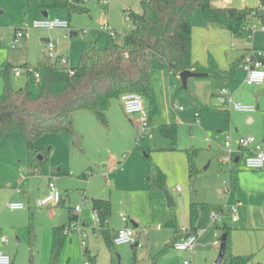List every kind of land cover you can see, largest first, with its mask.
<instances>
[{
	"label": "rangeland",
	"instance_id": "rangeland-1",
	"mask_svg": "<svg viewBox=\"0 0 264 264\" xmlns=\"http://www.w3.org/2000/svg\"><path fill=\"white\" fill-rule=\"evenodd\" d=\"M101 1L85 0L83 7L86 11L67 19L73 27L71 31L76 35L69 36V32H65L66 40L57 45L67 58L76 59L73 67L79 65L87 52L106 46L109 34L101 28L104 23L115 30L113 40L121 43L123 35L131 29L124 11L141 13L140 0H105V5ZM246 3L249 7L264 11L260 0H246ZM29 10L25 0H0V64L4 60L17 61L19 57L21 62V59L30 56L27 61L33 65L34 53L38 44L41 46L40 39L52 37L53 40L58 35L55 30L31 29L29 52L21 43L24 39L17 42L16 49H11L13 33L25 28L31 21H28ZM197 14L203 20L201 11L195 10L192 14L193 27L200 22L196 23ZM248 25L255 27L253 32L242 30L240 34H233L222 27L234 36L228 41L211 35L204 37L200 47H197L200 38L196 37L195 55L202 64L205 63L206 71L211 74L209 77L188 79L186 89L182 88L178 77L166 70H157L153 74L152 89L157 110L150 119L147 135H140V116H125L119 100L114 99L107 111L106 128L99 127L87 113H79L83 116L84 128V133L79 132L84 136L82 154L70 150L69 142L62 133L40 137L36 146L47 153L39 173H34L28 167L20 133L15 131L7 138L0 139L2 190L8 187L27 192L34 202L52 182L62 197V202L53 207L29 208L32 203L27 199H22L26 207L20 211H10L0 206V240L2 237L6 239L0 248L11 257L12 264H28L30 259L36 264H47L50 260L52 228L75 223V220L69 221L68 214V209L73 211L75 207L82 209L77 222L82 225L83 221H87V226L83 228L86 246H81L79 234L73 230L64 237L58 264H83L87 261L82 257L86 248L91 256H95L97 264H182L184 260L201 264L216 260L218 249L212 246V242L220 241L222 226L230 227L232 235L237 227H241L239 223L243 218L236 199L230 198L232 192L236 194V190L229 188V172L236 171L238 187L245 190L247 198L256 200L259 193L264 194V171L246 169L244 157L240 156L239 161L235 162L236 155L229 156L224 147L226 137H229L232 145L237 146L238 136L247 134L244 130L253 127L246 122L249 116L229 105L220 104L217 98L223 88L235 102L255 106L257 110L252 116L264 111V83L245 86V73L239 67L242 57L234 56L237 49L247 55L255 49V45L260 46L258 51L264 52V25L257 18H252ZM192 40L191 37V45ZM20 69L23 73V69ZM202 72L200 70L198 73ZM22 73L17 77L10 76L14 89L24 86L25 76ZM215 73L223 78H218ZM1 87L0 77V93ZM256 91L261 93L257 94ZM142 105L143 112L148 116L144 99ZM163 126L176 128L174 141L163 135ZM185 150H207L196 164L198 173L194 187L189 178ZM146 155L164 173L165 190L173 198V208L167 207L163 191L147 189L143 181L148 168ZM87 170L93 173L87 175ZM85 172L86 176L81 177ZM177 187L181 188V192H177ZM16 195L13 199H18ZM96 199L110 202L108 227L111 241L121 227V214L133 222L138 242L135 250L131 249L133 245L108 249L103 238L93 232L92 229L97 228L99 223L93 224L89 216L93 211L92 200ZM191 199L198 204L204 203L198 205L196 221L200 225L196 231L202 230L203 234L192 252L187 253L175 250L170 244L178 237L176 229L184 227L190 230L188 214ZM232 207L236 209L235 214L230 211ZM248 207L254 206L250 204ZM261 208L264 218V200ZM30 212L34 215L32 222L29 221ZM211 213L221 216V222L212 224L209 220ZM233 217L240 222H232ZM171 223L176 227H172ZM215 225L218 227L215 228ZM249 225L253 227L249 230L243 228L244 233L258 234L252 221ZM260 234L264 240V231H260ZM230 244L232 248L231 237ZM262 248L264 252V244L259 249Z\"/></svg>",
	"mask_w": 264,
	"mask_h": 264
},
{
	"label": "trees",
	"instance_id": "trees-1",
	"mask_svg": "<svg viewBox=\"0 0 264 264\" xmlns=\"http://www.w3.org/2000/svg\"><path fill=\"white\" fill-rule=\"evenodd\" d=\"M84 2L25 0L29 9L57 10L65 12L68 18L73 14L84 13ZM260 4L264 7V0H260ZM140 6L141 13L124 11L131 29L123 35L121 43L108 37L103 49L87 52L75 68L62 64L59 57L56 60L47 57L38 59L34 68L28 65L20 67L26 71L25 84L20 89H14L10 83L14 67H0V139L7 138L15 131L20 133L25 144L28 167L34 173L41 171L46 160L47 152L36 146L37 140L44 134L62 133L73 153H83L84 137L77 131L74 120V114L78 111L90 114L100 127L106 128V113L111 101H120L122 95L135 93L147 103L150 124L157 110L152 89L153 74L157 70H166L170 75H179L190 70L192 14L195 10L201 11L205 22L221 25L233 34H240L252 18L259 19L264 25V12L257 8H215L211 0H140ZM70 70L73 71L72 75ZM35 73L38 77L34 76ZM161 131L163 135L175 140L174 126H163ZM185 153L189 178L194 180L198 173L196 159L199 151L185 150ZM146 158L148 168L143 180L147 189L163 191L164 173L151 161L149 155ZM87 172L81 177H85ZM92 173L89 170L87 175ZM235 183L236 173L231 172L232 186ZM110 207L107 200L92 201V209L97 211L99 217L98 227L92 230L103 238L108 249L113 246L108 228ZM68 214L69 221L77 220V215L71 209H68ZM33 217L30 212V222ZM197 218L198 206L191 202L189 224L192 229ZM170 225L175 228V224ZM66 226L52 228L50 260L47 264H58V256L66 237L63 233ZM222 235H225L222 264H246L244 258L230 254L231 228L222 226ZM82 257L87 258L83 264H97L95 256H91L87 248ZM28 264L36 263L30 259Z\"/></svg>",
	"mask_w": 264,
	"mask_h": 264
},
{
	"label": "crops",
	"instance_id": "crops-1",
	"mask_svg": "<svg viewBox=\"0 0 264 264\" xmlns=\"http://www.w3.org/2000/svg\"><path fill=\"white\" fill-rule=\"evenodd\" d=\"M211 4L215 8H235V9H238V10L245 9V8H252V7H249L247 5L246 0H211ZM44 13H47L50 18H52V17H58V18H61V19H66V20L69 19L67 17V15H66L65 12H61V11H57V10L40 11V10H37V9H30L28 11V21L31 20L30 21V23H31L34 20L42 19V18H44V16H43ZM196 17H197L196 18V23L198 24V22L199 21L200 22H199V25H197L196 27H193V23H192L191 37H192L193 40H192V45H191V66H190V70L193 71V72H200V70H202L203 71L202 73L207 74L206 77H209L211 73H208L206 71L208 69L205 66V63L202 64L203 62L201 61V59H199L197 57V55H195L196 53L194 52L195 47H196L195 46L196 45L195 44L196 43V37H199L200 38V40L199 39L197 40V47H198V45L200 47V43H201L200 41L204 37L206 38V37H209V36L213 35L215 37H218L219 36L221 38H224V40H227L228 41V40H232L234 36L232 34H229L227 32V30L222 29L223 26L217 25V24H210V23L205 22L204 20H200V15L199 14H197ZM202 19H203V16H202ZM30 23H29V25H30ZM69 24H70V22H69ZM29 25H27V26H29ZM69 26H70V31H65V30H61V29H54L55 30V33H58V35L56 37H53V40L51 39L52 37L51 38H41L40 39L41 46L38 44V48L36 49V51L34 53V55H35L34 62L35 63L33 65H32V63H30V61H27V59L30 58V56H28V58H26V59H21L22 60L21 62H19L20 61L19 60L20 57H19V59L17 61L4 60L0 64V67L3 66V65H9V66H12L14 68H16V67L19 68V67H21L23 65H28L30 68H34V66H36V63H37L38 59H41V58L46 57L45 56V44L48 41H51L55 45L57 57H64L66 59V61H67V66L70 67V68H75L72 65L76 64V59H72V58L69 59V58H67L65 56L63 50L60 49L58 47V45H57L58 42H62L63 40H66L67 34L65 32H69V36L71 34H74L72 36H75L76 35L75 32L71 31L73 29V27H71V24ZM14 32H15V30H14ZM14 34L15 33H13V35H12L13 37H14ZM13 37H12V39H13ZM203 41H204V39H203ZM21 43H22V45H24L26 47V50L29 52L30 45L32 43L31 40H30V37L22 40ZM236 48H238V47H236ZM259 48H260L259 45L258 46L255 45V49L254 50H258ZM238 53H239V55H237ZM244 55L245 54L240 53V51H238V49H237V51H236V53H235L234 56H236L237 58H239V57H243ZM22 74L25 76V80H26V71H25V69H23V73ZM215 74H216V76L218 78H223V76H219L217 73H215ZM175 76L178 77V75H175ZM15 77H17V76H15ZM10 83H11V81H10ZM248 87H251V86H248ZM1 91H2V87H1ZM256 93L257 94H260L261 92L260 91H256ZM120 107H121V103H120ZM121 109H122V107H121ZM178 110L181 111L182 108H179ZM256 110H257V108H256ZM82 112L83 111L76 112L74 114V120H75V127H76L77 131L78 132H81V133H84V128L82 127V119H83V116L81 114H79V113H82ZM254 113L247 114L249 117H247V119H246V122L248 124H251V126L253 125V127L244 130V132L247 133V134H245L243 136H238V138H240V137H246V136H253L256 139V141L261 145V148L264 150V111H263V113L257 114L255 117L252 116ZM88 115L91 117V119L93 121H95V119L90 114H88ZM106 115H107V113H106ZM198 151H199V155H198V157L196 159V164L200 160L201 154L207 153V150H206V152L204 150H198ZM220 153H225V152H220ZM227 153H228V151H227ZM228 154H229V156L230 155L231 156L236 155L235 162H238L239 161L240 156L244 157V166H245V159L249 155V152L246 151V150H241L238 147V145L237 146H234V145L231 144V146H230V152ZM103 167H105V166H103ZM259 171H264V169L263 170H259ZM231 172H235L236 173V171L231 170L229 172V181H230L229 188L236 190V194L234 192H232V194L233 193L234 194L233 195L231 194L230 195V198L236 199V204L238 205L239 210L242 212L243 218H242V222L239 223V226H241V227H237L236 231L231 235L232 248H230V254L232 256H235V257H242V258H244L246 260V264H264V252H263V248L261 250L259 249L264 244L263 243L264 240H262L263 238H261V234H260V231H262V230L264 231V218H263V214H262L263 211H262V208H261L262 207V202L264 200V194L263 193H259L258 196H257V198H256V200H252L250 198H247L248 195H246L245 190H243L242 187L241 188L238 187L237 174H236V183L233 184V186H232V184H231ZM144 177H143V179H144ZM192 181H193L192 183H194L193 184V187H194L195 186V182H196V178L194 180H192ZM177 188H179L180 190H178ZM177 188H176L177 192H181V188L180 187H177ZM7 189H9V190H7ZM17 191H18V189L11 190L8 187H6V190H4V189L2 190L1 187H0V206L3 205L5 207L6 202H8V201H20V202H23L22 199H27V200H31V203H32V206L28 205V206H30L29 208H32V207L36 208L35 207V201L40 196H42L45 193V192H42L41 195L38 196L37 199L33 202L32 199H30L31 194H28L27 192H23V191H20L19 193H17ZM16 194L18 195V199H13V196H15ZM191 202L197 204V206L199 204H204V203H200V202L198 204V202L192 201V199H191ZM250 204H252L254 207H252V208L248 207V206H250ZM255 208L258 209L259 212H256ZM73 211H74V209H73ZM81 211H82V209H81ZM77 217H78V215H77ZM127 219H128V225L131 224L130 226L135 229V226H134L133 222L130 221L128 217H127ZM89 220H90V216H89ZM251 221L255 225L254 228L257 231H259L258 234L252 235V234H249V233H244L245 231H243V228H246V230H249L251 227H253V225H249V223H251ZM188 222H189V214H188ZM232 222H234V221H232ZM236 222L238 223L240 221L239 220H236L234 223H236ZM84 223H86V226H87V221L86 220L83 221L82 225ZM198 226H200V225H198L197 223H195L193 229L190 226V230H187L184 227H182L181 230L176 229V230H178V234H177L178 237L175 238L174 240H179L182 237H186L190 233H194L197 230ZM121 227H123L122 222H121ZM217 227H218V225H216L215 228H217ZM135 234H136V229H135ZM246 240H248V241H246ZM214 241H216V240H214ZM213 242H212V246L214 248L218 249L219 246H214L213 245ZM1 244H2V242L0 240V246H1ZM3 244L1 246V248L4 246ZM1 248H0V250H2ZM245 256H247V257H245ZM185 261H189L190 264H192L191 263L192 262L191 260H184L182 264H184ZM214 262L215 261H210V262H204V263H201V264H214Z\"/></svg>",
	"mask_w": 264,
	"mask_h": 264
},
{
	"label": "built area",
	"instance_id": "built-area-1",
	"mask_svg": "<svg viewBox=\"0 0 264 264\" xmlns=\"http://www.w3.org/2000/svg\"><path fill=\"white\" fill-rule=\"evenodd\" d=\"M102 2V1H101ZM104 5L106 3L105 0L102 2ZM102 29L106 30L109 34V37L114 39L116 32L113 28H111L107 23H104L101 26ZM31 29H38V30H54V29H61L65 31H70L69 22L66 19H61L58 17L52 18H42L39 20H34L30 23L29 26L22 28L19 31H16L13 37L12 42L10 43V48H16V44L21 39H26L29 37V31ZM255 29L254 26L250 27L245 26L243 30L252 31ZM45 56L50 60H56L58 57L56 55V48L53 42L48 41L45 44ZM62 64L67 65V61L64 57H59ZM264 52L258 50H250L247 55H244L241 59L239 67L245 73L244 84L246 86H259L262 85L264 82ZM21 69L16 67L12 69V74L14 76H19L21 74ZM70 75L73 74V71H69ZM35 77H38V74H34ZM218 100L219 103L222 105H229L235 111L252 114L256 112V107L253 105H245L239 102H235L234 99L231 97L230 93L225 90L221 89L218 92ZM121 107L123 113L127 117H131L133 115H139L140 119V135H147L149 122L148 116L143 112V98L135 93H127L121 96L120 98ZM231 142L229 137H226L224 142V147L230 152ZM238 147L241 150H246L249 152V155L245 159V167L248 170L259 171L264 169V150L261 148V145L256 141L253 136H246L240 137L238 139ZM180 190L179 188H177ZM19 193V190L17 191ZM62 200L61 194L57 190L56 186L50 182L47 186L46 192L40 196L35 201L36 208H43V207H53L58 205ZM5 207L10 211H20L25 209V205L23 202L20 201H8L6 202ZM232 214L236 213V209L232 207L230 209ZM81 208L75 207L73 213L75 215L80 214ZM90 220L93 224L99 223V217L97 211L93 210L90 215ZM209 220L212 224H218L221 222V216L211 213L209 216ZM237 218L233 217L232 221H236ZM120 221L123 224L117 231L116 237L112 240L113 246H122V245H134L138 244L135 238V229L128 225V219L125 215H120ZM216 226V225H215ZM84 226L81 225L79 222L70 223L68 224L64 230V235H69L72 233L73 230H76L80 237V244L81 246H86V235L84 233ZM203 231H196L194 233H190L188 237H182L179 240H176L172 243V248L177 251L191 253L194 246L197 244V240L202 235ZM2 243H6L5 238H1ZM220 241L216 240L213 242L214 246H219ZM0 264H12L11 257L4 253V251L0 250ZM85 264H88L87 262ZM184 264H190L189 261H185Z\"/></svg>",
	"mask_w": 264,
	"mask_h": 264
},
{
	"label": "water",
	"instance_id": "water-1",
	"mask_svg": "<svg viewBox=\"0 0 264 264\" xmlns=\"http://www.w3.org/2000/svg\"><path fill=\"white\" fill-rule=\"evenodd\" d=\"M43 16H44V18H49V15L47 13H44ZM72 35H74V34H71L70 36H72ZM206 76H207V74L193 72L191 70L183 71V72L179 73V75H178L183 89H186L188 79H190V78H204ZM163 195H164L167 207L173 208L175 206V204H174V201H173V198L171 197V195L165 189L163 190ZM83 226H86V223H84ZM186 237H188V235ZM131 249L135 250L136 244H134L131 247ZM224 254H225V235H222L220 238V245L218 248V256H217L214 264H222ZM118 260H119V258H118ZM118 262L120 263V260Z\"/></svg>",
	"mask_w": 264,
	"mask_h": 264
}]
</instances>
